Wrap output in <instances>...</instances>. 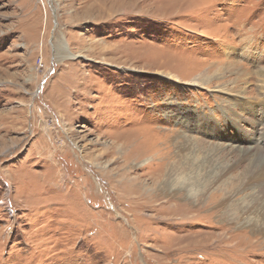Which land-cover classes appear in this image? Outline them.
Wrapping results in <instances>:
<instances>
[{
    "label": "rangeland",
    "instance_id": "obj_1",
    "mask_svg": "<svg viewBox=\"0 0 264 264\" xmlns=\"http://www.w3.org/2000/svg\"><path fill=\"white\" fill-rule=\"evenodd\" d=\"M0 264H264V0H0Z\"/></svg>",
    "mask_w": 264,
    "mask_h": 264
},
{
    "label": "bare ground",
    "instance_id": "obj_2",
    "mask_svg": "<svg viewBox=\"0 0 264 264\" xmlns=\"http://www.w3.org/2000/svg\"><path fill=\"white\" fill-rule=\"evenodd\" d=\"M124 1V0H123ZM109 4V3H108ZM140 4V3H139ZM138 4V5H139ZM128 5H130V7H127ZM127 6L126 5H124L123 6V4H120L119 6H117L116 8L117 9H119L120 11H118V12H122L123 14H127L128 12H129V10L131 11V7L133 8V7H135L134 8V12L136 11V12H138V10H140L139 9V7H141L142 5H140V6H137L134 2H131V3H129V4H127ZM113 9H114V7H113ZM113 13V12H112ZM108 15H110V14H108ZM67 46V45H66ZM62 50V51H66V48H65V45H59V50ZM152 159V158H151ZM151 159H149V160H147V161H145L144 163H143V165H141V166H144L147 162H150L151 161ZM153 160V159H152ZM198 168V167H197ZM161 175V174H160ZM171 178L169 177L168 178V181H167V183H166V185H165V183L163 184V185H165V189L167 188H169V190H171L172 191V186H171ZM196 182L197 181V179L195 180V179H193L192 178V180H191V182ZM214 181V180H213ZM220 181V180H219ZM165 182V181H164ZM184 185V184H183ZM139 188L137 189L138 191L137 192H140L141 194L142 193H144V192H148V189L146 190V185L144 184V183H140L139 184ZM202 186V185H201ZM135 188V187H134ZM164 188H160L161 190L162 189H164ZM191 185L190 186H187V184L184 186V187H181L179 190H178V192H182V191H186V192H188V194L191 192ZM208 191V190H207ZM198 192V191H197ZM148 193H150V192H148ZM192 198V197H191ZM261 217V216H260ZM249 220V219H248ZM263 220V219H262ZM248 223H249V221H248ZM256 223V222H255ZM258 230H260V229H258Z\"/></svg>",
    "mask_w": 264,
    "mask_h": 264
}]
</instances>
